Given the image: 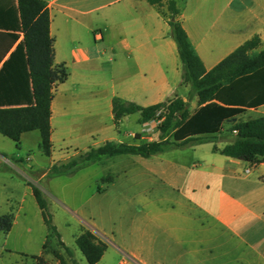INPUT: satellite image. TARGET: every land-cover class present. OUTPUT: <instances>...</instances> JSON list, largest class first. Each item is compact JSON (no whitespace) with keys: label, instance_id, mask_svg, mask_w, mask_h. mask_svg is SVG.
I'll list each match as a JSON object with an SVG mask.
<instances>
[{"label":"crops","instance_id":"obj_1","mask_svg":"<svg viewBox=\"0 0 264 264\" xmlns=\"http://www.w3.org/2000/svg\"><path fill=\"white\" fill-rule=\"evenodd\" d=\"M42 1L49 13L53 65L62 64L67 78L52 89L51 153L41 177L52 165L105 141L122 142L114 133H120L119 126L129 115L116 128L112 98L140 106L173 96L187 101L188 85L181 80V63L162 14L164 7L158 9L145 0ZM177 7V20L206 70L254 36L259 39L257 50L264 42V0H178ZM22 40L17 0H0V106L33 100ZM105 63L109 79L103 96ZM263 106L245 109L225 121L215 142L144 158V178L125 179L128 187L115 193L116 215H108L101 200L115 185L112 177L104 192L97 187L90 193L87 206H63L76 226L71 244L60 237L67 248L58 252L64 263L87 264L74 245L82 230L89 229L107 244L96 264L107 251L120 258L118 263L124 259L126 264H264V160L252 163L220 154L232 139L228 127L251 119L248 113ZM156 124H140L142 129L129 135L155 140ZM151 126L150 136L142 134ZM34 133L22 134L19 145L31 140L39 146V135ZM183 150L193 152L195 158L184 160ZM151 184L164 192L134 188ZM103 209L110 217L108 227L96 221ZM42 252L35 257L40 258ZM38 261L33 260L34 264Z\"/></svg>","mask_w":264,"mask_h":264},{"label":"trees","instance_id":"obj_2","mask_svg":"<svg viewBox=\"0 0 264 264\" xmlns=\"http://www.w3.org/2000/svg\"><path fill=\"white\" fill-rule=\"evenodd\" d=\"M145 1L158 9L165 8L162 14L167 19L169 34L176 45L181 63V80L189 87L188 98H197V109L191 113L188 102L179 96L149 106L114 97L111 111L115 127L123 117L137 113L140 124L157 121L156 139L141 141L136 133L134 139L137 142L133 144L105 141L64 163L52 165L46 176H71L89 165L119 155L148 158L175 148L215 142L225 121L239 116L245 109L264 104V49L257 51V36L206 70L177 20L178 0ZM17 10L33 100L26 105L0 106V135L18 147L22 134L35 131L39 135L42 154L49 157L52 89L55 84L66 80L67 72L62 64L53 65V40L49 34V13L45 2L17 0ZM227 133L232 139L220 150V154L252 163L264 160V116L238 120L228 127ZM2 168L5 169V166ZM107 179H111V176H107ZM26 185L31 190L48 232L42 249H46L48 237L55 238L61 248L67 249L52 223L44 194L32 183L26 182ZM12 222L11 213L0 215V231L8 233ZM75 246L87 264H96L107 248L106 242L89 229L82 230L75 238ZM52 255L59 264H65L58 252L53 250Z\"/></svg>","mask_w":264,"mask_h":264},{"label":"rangeland","instance_id":"obj_3","mask_svg":"<svg viewBox=\"0 0 264 264\" xmlns=\"http://www.w3.org/2000/svg\"><path fill=\"white\" fill-rule=\"evenodd\" d=\"M264 49V42L257 50ZM107 63L103 67V96H105L109 79ZM189 90V87H188ZM178 94H183V89H178ZM188 108L193 111L196 108L194 97L188 98ZM264 106L248 113L251 118L262 116ZM137 113L129 115L128 118L119 126L120 133H114V137H120L122 142L136 143L137 141L130 137L131 132L140 131L141 125L136 122ZM154 126L147 131L142 132L144 135H151ZM37 135V133H34ZM34 135V136H35ZM0 154L3 162L7 167L0 168V215L11 213L14 217L13 225L10 231L3 234L0 231V264H34L33 256L37 255L48 235L46 227L42 221L40 211L35 201L27 191L26 182L32 183L44 194L48 211L52 223L57 227L61 240L71 244L76 226L73 219L69 218L63 211V206L74 209L84 203L87 206V198L90 193L97 187L102 192L109 183L107 176H111L115 185L108 193L102 197V203L108 208L109 214L116 215L118 208L114 196L117 190L128 187L124 184L125 179L136 180L142 177V160L144 158L135 155H119L112 158L104 159L101 162L87 166L78 170L71 176L49 177L44 174L48 167V158L42 155L41 150L35 141H21L19 148H16L14 142L0 135ZM184 160L190 161L195 158L193 152L183 150ZM30 161H26V157ZM18 161V162H17ZM21 161V162H19ZM33 167L35 170H32ZM38 170V171H36ZM147 178V177H146ZM129 187H133L129 185ZM150 193H163L164 189L158 184L135 186L137 190L147 189ZM26 190V193H24ZM96 221H102L105 227L110 224L105 209L98 213ZM74 248L75 245H74ZM62 251L55 238L48 237L46 249L43 250L39 261L36 264H59L57 259L52 255V251ZM78 250V249H76ZM78 255L81 254L79 251ZM81 256V255H80ZM120 258L116 257L112 251H107L105 258L99 264H118Z\"/></svg>","mask_w":264,"mask_h":264},{"label":"built area","instance_id":"obj_4","mask_svg":"<svg viewBox=\"0 0 264 264\" xmlns=\"http://www.w3.org/2000/svg\"><path fill=\"white\" fill-rule=\"evenodd\" d=\"M245 172H248V169L247 170H245ZM118 264H126L125 263V260L124 259H122Z\"/></svg>","mask_w":264,"mask_h":264}]
</instances>
